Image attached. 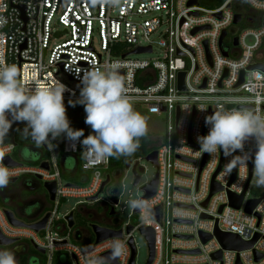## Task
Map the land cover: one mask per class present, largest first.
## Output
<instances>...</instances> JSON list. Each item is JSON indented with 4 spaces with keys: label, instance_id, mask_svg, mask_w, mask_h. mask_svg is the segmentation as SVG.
<instances>
[{
    "label": "built area",
    "instance_id": "1",
    "mask_svg": "<svg viewBox=\"0 0 264 264\" xmlns=\"http://www.w3.org/2000/svg\"><path fill=\"white\" fill-rule=\"evenodd\" d=\"M190 1L119 0L116 5L96 2L93 10L90 0H0V60L17 66L22 86L45 87L60 81L68 89L64 104L70 105L69 101L79 98L80 89L62 82L60 73L80 85L82 69L103 70L105 64L119 61L133 105L144 106L148 114H165L167 120L165 133L155 139L153 149L157 153L158 173L155 194L134 213L145 195L142 190L143 196L132 209L136 222L123 226L116 213L120 189L111 192L109 205L101 204L99 199L109 157L88 158L80 143L64 138L59 144L52 142L60 154L73 157L75 164L87 173L83 185L68 186L62 180L54 147L44 145L47 156H41L36 165H29L12 157L15 142L3 145L4 157L19 164L8 166L14 172L12 180L40 177L42 183L55 184V199L47 211L49 218L39 232L12 226L0 207V233L43 249V264H61L62 254L75 264H129L130 239L136 264L133 232L142 227L154 231L151 264H264V184L257 183L256 140L246 141L243 153L228 156L223 151L202 152L198 142V137L209 131L205 118L221 105L225 109L258 110L264 115V99L255 102L257 96L264 98V0H256L255 4L248 0H220L210 8L201 5L200 0L188 5ZM237 15L239 21L234 23ZM222 33L225 34L220 43ZM56 39L59 42L50 46ZM148 48L150 52L141 54L157 50L155 60L130 58L139 55L133 54L135 50ZM253 65L261 68L249 69ZM180 73H184V91L178 89ZM241 73L242 82L236 86ZM22 127L24 123L16 131ZM234 158H239L238 162L229 168ZM135 162L144 173L139 161ZM135 162H130L128 170ZM42 163H47V170L41 167ZM212 182L220 190L209 196ZM230 194H243L238 209L230 206ZM95 196L97 199L91 200ZM69 198L78 200L71 209L75 222L72 228L65 220L71 211L62 218L57 213L60 201ZM257 199L259 203L247 213L248 202ZM98 203L103 209L99 216L93 210ZM156 209L158 220L153 217ZM80 217L90 222V230L93 224L121 231V237L96 243L92 230L89 237L88 232L76 228ZM101 217L105 220L100 221ZM216 230L235 235L244 243H254L247 250L224 249L214 237ZM39 234L43 237L39 238ZM200 234L211 239L203 243ZM118 243L124 249L114 263L95 261L114 252ZM218 252L220 258L213 259L212 255Z\"/></svg>",
    "mask_w": 264,
    "mask_h": 264
},
{
    "label": "clouds",
    "instance_id": "2",
    "mask_svg": "<svg viewBox=\"0 0 264 264\" xmlns=\"http://www.w3.org/2000/svg\"><path fill=\"white\" fill-rule=\"evenodd\" d=\"M96 2L116 5L119 0ZM248 2L255 4L256 0ZM121 67L119 61H113L105 64L103 70L95 67L81 70L79 98L69 104L84 107L85 123L92 130L85 136L83 129L70 126L64 104L66 85L56 81L50 86L37 84L34 88H26L19 82L17 66L0 60V188L7 187L14 175L13 170L3 164L6 155L3 141L15 122L25 124L22 134L37 146L52 148V142L64 136L74 144L80 143L88 158L132 155L140 146V138L147 133V123L133 107L120 74ZM262 99L257 96L255 102L260 103ZM205 124L209 126L207 135L198 137L202 152L223 151L226 156L243 153L245 142L256 140L257 183L264 184V115L258 110L225 109L221 105L205 118ZM238 159L234 158L229 168L235 167ZM123 249V244H116L115 256L122 255ZM0 264L18 262L12 251L0 249Z\"/></svg>",
    "mask_w": 264,
    "mask_h": 264
},
{
    "label": "rangeland",
    "instance_id": "3",
    "mask_svg": "<svg viewBox=\"0 0 264 264\" xmlns=\"http://www.w3.org/2000/svg\"><path fill=\"white\" fill-rule=\"evenodd\" d=\"M219 2H220V0H200V4L203 6H206L208 8H210L212 6L214 7ZM90 5H91V8L93 10H95L96 9V0H90ZM94 41L97 43L96 34L94 35ZM58 42H59V39H56L55 41L52 40L50 46H52L53 43H58ZM157 56H158V51L156 50L154 53H151V54L132 55L130 58L133 60L152 61V60H155L157 58ZM58 78L62 82H64L68 86H70L71 88L80 89L79 84L74 83V82H69L66 79V77L61 73L59 74ZM65 107H67V106H65ZM133 107L137 112H139L141 115H143L146 118L147 133L145 136L141 137L140 139L147 141L149 147L155 149L156 144H157V140H155V139L164 135V133H165L166 122H167L166 115L165 114H160V115L148 114L146 111V108L144 106L133 105ZM79 108H80L82 115H83L84 134H85V136H87L92 130H91L90 126H88L85 123L86 113L84 111V107L82 105H79ZM23 129H24V127L18 129L15 133V136H14L15 149H14V152L12 153V157L16 161L21 162L22 164H27L21 158L20 155H22L24 157L28 156L29 153L25 150V147L28 145L34 144L37 147V149L40 151L41 155L43 156L41 158L44 159L47 156V151L42 146H37L35 143H32L30 141V138H26L22 134ZM60 140H61V137L57 138L53 142H56L59 144ZM62 157H63V155L60 154L58 157L59 163L61 162ZM41 158H40V160H41ZM120 158H121L120 156L115 157L116 161L119 163H120ZM130 159H132L133 162L139 161V165L145 169L144 173L141 176L140 183L138 186H133V184H132L133 183V176L131 174V170L125 169L126 161H122L121 165L119 167H117V169H114L111 171H109V170L106 171V174L110 173L111 181L113 183H117L119 186V189H120L118 197H117L119 199V205H118V209H116V213L118 214L117 219H118L120 226H123L127 223L134 224L136 222L137 215L132 214L133 206L143 196V191L141 190L142 185L151 181L154 178L155 172H156L155 166L152 165L150 162L146 161L143 156L136 157V156L131 155ZM72 166H73V161L71 158L68 157L66 160V166H65L66 170L71 169ZM115 172L120 173V176L118 179H116L114 177ZM84 173L87 174L86 172H84ZM62 180H63V182L71 181V182L80 184V182L77 178L70 177L69 175L63 174ZM10 184H12V182L9 183L8 185H10ZM14 186H16V184ZM110 194H112V193H109V187L107 186L106 188H104V190L99 195L100 203L109 205L110 201L112 200V197L110 196ZM37 195L44 196V198H43L44 203L49 205V207L47 206L45 209L50 210L51 209L50 206H52V203L48 200V198L45 197V191L40 190L37 193ZM77 201H78L77 199H72V198L60 201V204H59L58 209H57L58 218H62L63 214L70 212L71 209L76 206ZM5 207L7 209H11V211L14 213V215L17 218H19L20 220H22L25 223H29V219H27V216H29L32 213L33 207H29L28 210H25L24 216L19 214L17 208L9 207L7 204H5ZM93 210L96 212L97 215H101L103 212L102 206L99 203L93 207ZM77 218H78V216H77ZM89 224H90V222L88 220H86L83 217L82 218L80 217L79 220L77 221L76 228H81V229L85 230L86 232H88L89 237H91V230L89 229ZM38 237L42 238L43 235L39 234ZM133 238H134V243H135L136 249H137L136 264H144L148 258L147 243H146L144 237L138 231L133 232ZM69 240H72V238H70ZM22 244L27 245L29 248H31L30 242H28V241H22ZM15 245L8 246V247H1L0 246V249H8V250L12 251L14 253L17 261L21 255L27 254L29 258H33V254H34V256H36V258H38L41 261L40 264L44 263V257L42 255L33 253L32 251H31V253H29V252L27 253L26 247H23L22 249L17 250L15 248ZM22 257L28 258L27 256H22ZM60 259H61V261H60L61 264H64V263L75 264L72 260L66 258L65 254H62L60 256Z\"/></svg>",
    "mask_w": 264,
    "mask_h": 264
},
{
    "label": "water",
    "instance_id": "4",
    "mask_svg": "<svg viewBox=\"0 0 264 264\" xmlns=\"http://www.w3.org/2000/svg\"><path fill=\"white\" fill-rule=\"evenodd\" d=\"M196 0H192L188 3V5H193L195 4ZM237 21H239V16L237 15L234 19V23H236ZM225 33H222V36L220 38V43L222 38L224 37ZM234 44L236 45V42H234ZM146 52H150V49H137L133 52V54H141V53H146ZM224 56H226L225 53H223ZM255 68H261L259 66L253 65L250 66L249 69H255ZM121 76L123 77V72L120 71ZM242 73L240 74V81L239 83L236 85L238 86L241 82H242ZM183 79H184V73H180L179 77H178V89L180 91H184V84H183ZM23 123L22 122H15L12 124L11 129L9 130V132L7 133L4 141H3V145L5 144H13L14 143V133L16 131V129L20 126H22ZM32 143H34L31 140ZM42 147L45 148L44 145H41ZM34 153V152H32ZM54 154L56 157H59L60 154V149L58 147H54ZM156 151L153 150L151 152H149L147 155H145L144 159L148 162H150L152 165L155 166V168L157 167V159H156ZM66 161L65 157L61 158V165L64 166ZM3 164H5L6 166L9 167H16L19 164L12 161L11 158L9 157H4L3 159ZM41 167L43 169H48L47 163H42ZM130 168V162H127L125 164V169L128 170ZM143 173V169L142 168H138L137 169V162H135L132 165L131 168V174L133 176V186H138L140 183V174ZM157 176L158 173L157 171L155 172V176L154 178L149 181L148 184H145L141 187V190H143L145 192V195L141 198L140 202L138 203V205L136 206V208L134 209V213H137L139 210L140 205L147 200L148 198H151L156 191V187H157ZM251 176V161L249 162V178ZM234 178V175L232 177V180ZM36 181L40 182V185L42 187V189L45 191V193L48 195V200L50 202H53L55 199V184L54 183H42L40 177H37L35 179ZM84 179H81V181L83 182ZM14 180H10L9 183L13 182ZM109 182V176L107 175L105 177V180L103 181L102 185H101V189L99 191V194L104 190V187L106 186V184ZM68 186H70L68 184ZM220 190V188L214 183L212 182L211 184V189H210V195H213L214 193L218 192ZM243 198V194L241 196H233V195H229V202H230V206L234 207L236 209H238L240 207L241 201ZM97 196L93 197L91 200H96ZM260 199L257 200H251L248 202V204L245 207V211L247 213H251L252 210L255 208V206L259 203ZM207 203V200L204 202L203 206H205ZM159 209V208H158ZM158 209H156L153 212V217L158 220ZM221 210V208H220ZM8 222L15 227H23V228H28L31 229L35 232H39L40 230H43L46 222L49 218V213H44L42 216L39 217V214H34L31 213L29 216H27V219H29V221H31L30 223H25L22 220H20L19 218H17L14 213L11 210L8 209H4L3 210ZM112 214V213H111ZM25 215V213H24ZM205 218V217H203ZM65 220L67 221L68 224V228H72L75 224L74 222V214L71 211L66 217ZM90 228L92 230V232L95 234L96 236V243H99L103 240H106L108 238H112V237H121V231H111V230H107L104 228H100L97 225H90ZM131 230V227L127 228V232H129ZM139 233L144 237L146 243H147V247H148V260L146 262V264H151L153 261V257H154V242H155V236H154V231L151 228H140L139 229ZM214 237L218 240V242L221 244V246L224 249H230V250H237V251H241V250H247L249 248L252 247L254 241L250 242V243H244L242 241H240V239L235 236V235H231V234H223L220 233L219 231H215ZM200 238L201 241L203 243L207 242L208 240L211 239V236L206 235V234H200ZM17 242H19V240L17 239H8L5 238L1 233H0V246L1 247H8V246H12L15 245ZM129 245L131 248V258L129 261V264H134V257H135V249L132 245V240H129ZM33 249L41 254L44 253V250L33 245ZM213 259H219L220 258V252L213 254L212 255ZM116 259V256L114 254V252H109L107 254H104L102 256H99L95 259V261L98 262H110V263H114ZM260 258L258 256H256L255 260L258 261Z\"/></svg>",
    "mask_w": 264,
    "mask_h": 264
},
{
    "label": "crops",
    "instance_id": "5",
    "mask_svg": "<svg viewBox=\"0 0 264 264\" xmlns=\"http://www.w3.org/2000/svg\"><path fill=\"white\" fill-rule=\"evenodd\" d=\"M28 146H26V147H28ZM35 149H36V152L37 153L36 152H34V153L31 152L26 157L20 155L21 158L27 164H29V165H36L38 163L40 157L42 156L41 153H40V151L37 149V147H35ZM63 157H65L66 160H67L68 157L71 158L72 161H73V166H72L71 169L66 170V167H65L66 166V161H65L64 166H62L61 165V162H60V166H61V169H62V175L63 174L64 175H69L70 177L77 178L79 180L80 184H77V183H74V182H71V181L64 182V183L67 184V185L68 184L69 185H83L85 183L86 176L82 172V170L75 164V159L73 157H70V156H67V155H63ZM77 169H78V171H77ZM81 179H84L83 182L81 181ZM32 180H34V179L22 177V178H19L17 180H14L12 183L16 184L19 187V189L26 191V190H28V185L30 184V182ZM45 195L48 198V195L46 193H45ZM23 198L24 199H23V202L21 203L22 204L21 207L22 206H25L27 209L29 207H33L32 208L33 209L32 213L37 214V215L39 214V217L42 216L44 213H47V211H49V210H46L45 209L47 206L49 207V205H47L46 203H44V201H43L44 196H40V195H37V194H32L30 192H24ZM3 200L6 201V204H7L8 200H6L5 198H3ZM1 204H2V206H0V207H3L4 209H7L3 203H1ZM24 212H25V209H24V211H22V214L21 215L24 216ZM97 216H99V215H97ZM104 220H105L104 218H102V217L100 218V221H104ZM30 222L31 221H29V223ZM19 242H22V241H19ZM19 242H17V243H19ZM16 246L17 245H15V247ZM30 246H31L30 249L34 251L33 253H36V254H40L41 255V253H39V252H37V251H35L33 249V245L31 243H30ZM21 257L22 256H20L19 258H21ZM26 259H27V261H28L29 264H40V260L38 258H36V256H34V254H33V258H26ZM31 259L33 260V262L31 261Z\"/></svg>",
    "mask_w": 264,
    "mask_h": 264
},
{
    "label": "flooded vegetation",
    "instance_id": "6",
    "mask_svg": "<svg viewBox=\"0 0 264 264\" xmlns=\"http://www.w3.org/2000/svg\"><path fill=\"white\" fill-rule=\"evenodd\" d=\"M35 147L36 146L34 144H31L28 147H25V150L28 153L36 152ZM77 171H78V169H77ZM107 175L109 176V182L106 184V186L104 188H106L108 186L109 187V193L116 192L118 190V188H119L118 184L117 183H113L111 181V175H110V173L109 174L107 173ZM119 176H120V174L118 172H115L114 173V177L116 179H118ZM14 185L15 184L12 183L10 185H7V187L0 188V202L5 205L6 204V201L3 200V198H5L6 200H8L7 205L9 207L17 208L19 214L21 215L22 214V211H24V209L25 210L27 209L25 206H22L21 207V205H22L21 203L23 202V199H24L23 198L24 192H30L32 194H37L40 190H43V189H42L41 186H39L40 185V182L39 181H36L35 179L30 182V184L28 185V190H26V191L21 190V189H19V187L17 185L16 186H14ZM45 197H46V195H45ZM9 210H11V209H9ZM16 245L17 246L15 248L17 250L22 249L23 247H26V252L27 253L28 252L31 253V249L27 245L22 244V242H19ZM21 256H27L28 257L27 254H24V255H21ZM31 261L33 262L32 259H31Z\"/></svg>",
    "mask_w": 264,
    "mask_h": 264
},
{
    "label": "trees",
    "instance_id": "7",
    "mask_svg": "<svg viewBox=\"0 0 264 264\" xmlns=\"http://www.w3.org/2000/svg\"><path fill=\"white\" fill-rule=\"evenodd\" d=\"M67 106V116L70 120V126L73 129H83V115L79 108V104H77L75 107H72L71 105H65ZM62 138L66 139L64 136H61ZM82 138V137H81ZM140 146L139 148L132 154V156H145L149 151L153 150V148L149 147L148 142L140 139L139 141ZM120 163L116 161L115 156L109 157V164L107 171H111L114 169H117L122 163V161L131 162L132 159H130L131 155L129 156H120ZM130 159V160H129ZM125 163V164H126ZM2 206V204L0 203ZM34 252L33 250H31ZM18 264H29L27 259L24 257H21L18 259Z\"/></svg>",
    "mask_w": 264,
    "mask_h": 264
}]
</instances>
